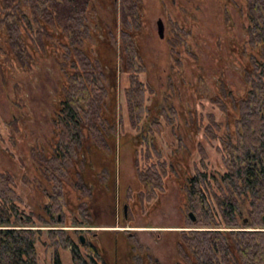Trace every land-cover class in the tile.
I'll return each instance as SVG.
<instances>
[{
    "label": "trees",
    "instance_id": "obj_1",
    "mask_svg": "<svg viewBox=\"0 0 264 264\" xmlns=\"http://www.w3.org/2000/svg\"><path fill=\"white\" fill-rule=\"evenodd\" d=\"M111 2L114 17L108 25L97 17L99 0H1L0 28L7 48L0 46V52L6 54L9 50L23 67L29 68L33 53L52 49L57 56L60 82L52 107V138L48 149L32 152L37 163V181L42 183L47 201L41 210L45 217L38 215L40 227L93 226L90 202L94 193L90 174L95 168L94 153L114 154L118 144H141L148 148L146 160H149L152 158L150 147L157 153L154 136L163 128L159 117L176 120L178 111L174 105L160 100L158 95L147 103L148 88L139 77L146 71L137 43L142 31L144 0ZM241 2L247 34L246 44L242 46V56L246 59L242 78L246 91L242 97H237L224 81H220L218 93L210 103L224 113L244 114L240 120L250 122L242 126L247 136L242 157L248 189L243 191L245 197L238 196L235 167L238 154L232 150L230 161L233 164L225 179L223 200L215 205L201 191L189 192L198 225L225 230L180 232V264H264V230H236L243 226L240 224L243 209L248 211L255 226H264V183L257 180L264 177L259 159L260 155L264 156V0ZM225 13L230 20L229 10ZM100 35L113 42L107 54L101 46L104 42ZM185 36L184 30L178 27L176 36L168 41L170 56L179 69L182 68L179 49L189 48ZM120 73L128 76L129 86L124 89L126 110L128 122L137 132L132 138L119 131L124 126L118 95ZM168 112L173 114L172 118L168 117ZM132 151L146 188V197L142 200L147 203L155 197L152 182L156 173L152 168L142 171L139 148L132 147ZM107 172L104 169L102 174L104 183ZM9 175L0 172V264H40L38 244L44 233L48 234L53 249L52 264H62V250L69 252L73 264H108L93 243L82 245L77 230L37 229L32 216H24L22 222L18 216L22 199L15 190V183L6 180ZM67 181L73 182L80 200L79 217L73 216L69 225L64 215L59 220L66 206ZM189 223L192 224L190 219ZM115 237L116 241H128L132 263L142 264L143 258H147L148 263H156L136 235L119 233Z\"/></svg>",
    "mask_w": 264,
    "mask_h": 264
},
{
    "label": "rangeland",
    "instance_id": "obj_2",
    "mask_svg": "<svg viewBox=\"0 0 264 264\" xmlns=\"http://www.w3.org/2000/svg\"><path fill=\"white\" fill-rule=\"evenodd\" d=\"M98 6V19L111 25L114 17L111 0H99ZM242 8L244 6L241 0H144L141 13L142 31L138 36V44L145 60L146 71L139 77L148 88V104L158 95L160 100L174 105L184 117L181 122L186 123L185 118L193 113L213 112L221 118V111L210 103V99L217 95L222 80L237 97L245 94L242 69L246 59L242 56V46L246 44L247 34ZM227 9L230 20L226 19ZM159 20L163 21L164 39L159 36ZM178 27L184 30L188 49L191 50L189 53L188 49H179V59L182 62L180 69L170 56L168 44V41L176 36ZM3 36V30L0 28V46L7 48ZM99 38L104 42L101 44L105 49L104 53H109L113 42L105 35H100ZM30 50L32 52V49ZM33 55V63L29 68L23 67L9 50H6V54H0V171L22 180V183L15 182V190L22 199L18 216H32L36 228L41 230H77L80 232L78 235L83 236L86 242L95 243L105 252L108 250L109 254L113 239L107 234H97L98 231L130 230L132 233V230H140L142 232L138 231V234L134 235L149 248L160 264H179V231L197 228L191 227L190 223L188 225L187 201L179 182L170 173V162L176 157L177 161L187 165L188 157L192 156V163L195 165L202 158L200 146H197L201 143L204 149L209 150L206 163L211 168L208 171H223L218 152L214 147H209L210 143L203 135L198 136L190 129H184V126L180 128V135L183 137L185 150L174 151L179 144V140L177 143L174 139L176 131H179L180 121L175 125L165 122L164 129L154 136L156 151H153L157 153L152 152L150 147L152 158L146 160L148 148H139L140 169L147 171L152 168L154 173L159 172L160 175L169 176L171 179L164 184L155 200L139 205L140 207L134 204L129 211L131 220L127 222L126 227L117 225V217L111 216L108 209L110 204L119 200V196L107 194L104 189L93 204L96 209L91 208L96 227H71L69 224L73 216L79 217V195L72 181L65 184L66 206L59 214V219L64 215L63 219L69 226L40 227L38 215H43L41 210L47 201L42 192V183L35 180L37 163L32 152L34 149H44V143H50L52 138L50 118L60 77L56 64L57 56L52 49ZM118 82L119 104L122 108L120 115L124 119V126H121L119 131L121 135L126 134L127 138H132L137 132L131 128L126 110L124 89L129 86L128 76L120 73ZM95 163L99 167L116 170V182L118 181L122 188L120 202L127 201L133 205L137 199L126 193V190L131 187L137 193L141 189L138 186L131 149L118 153L116 165L106 152L97 151ZM178 166L185 169L181 163ZM50 244L48 234L44 233L38 244L40 264H52L53 249ZM61 262L73 264L68 251L62 250ZM122 264L129 262L123 261Z\"/></svg>",
    "mask_w": 264,
    "mask_h": 264
},
{
    "label": "flooded vegetation",
    "instance_id": "obj_3",
    "mask_svg": "<svg viewBox=\"0 0 264 264\" xmlns=\"http://www.w3.org/2000/svg\"><path fill=\"white\" fill-rule=\"evenodd\" d=\"M0 4H1V0H0ZM164 38H161V39H164ZM137 43H138V38H137ZM142 58H143V61H145L143 56ZM167 114H168V117L172 118L171 117L173 115L172 113L168 112ZM175 114H176V120L170 119V121H168L165 118L159 117L163 125L162 130L164 129L165 122H167L170 125H175L176 122L180 121L179 131H176L175 139H174V140H177V143L179 140V144H178V147H176L174 151L178 152V151L185 150L184 140H183L182 135H180V128L181 127L182 128L185 127L184 129L188 128L194 134L198 136L203 135L205 139L210 143L209 147L215 148V150L218 152L220 156V161H221L220 164L224 169L223 171L217 170L216 172H213V173H210L208 171L209 168H211L210 165L208 166L206 163L208 160L207 155L209 156V150L204 149L201 143H198L197 146H200V152L202 154V158L195 165H193L192 163V158H193L192 156L188 157L187 165H184L182 162L177 161L176 157H173V161L170 162V173L172 174L173 178H175L179 182L182 193L185 197V200L187 201L188 211H189L187 215L188 225H189V219H190L191 223L193 224L191 227L197 228L194 230L191 229V230H184V231H211V230L222 231V230H225L224 228L211 229V228H208L207 226L198 225L199 219H198V216L194 213V211L191 208V202L189 200V192L193 193L199 190L202 192V194L206 198L211 199L212 203L214 204L217 203L218 200H223L224 193H225V179H226V176L231 173V169H232L231 166L233 163L230 161V158L232 157V153L230 151L233 150L234 153L238 154L237 164L235 166L238 171L236 181L239 184L237 194L240 198H243L246 196L243 194V191H247L248 189L246 183L244 182L245 179L243 177V174H244L243 170L245 169L246 165L243 164L244 159L242 157V154L244 152V149L247 147L245 145V141H247V136H245V133H243L242 126L249 124L250 122L240 120V117L243 116L244 114L221 112L220 113L221 118H219L216 115H214V113L212 112V113H193V115L190 114L185 118L187 122L182 123L181 121H182V118L184 119V117L182 116L181 112H176ZM235 118H238V119H235ZM51 126H52V123H51ZM52 131H53V127H52ZM48 147H49V141L44 143L43 148L48 149ZM132 147L141 148L143 146L141 144H135L134 146H130V145L122 146L121 144H118L115 153L114 154L107 153V156L116 165V161H118V153L120 154L121 151L129 150V149H131L132 151ZM95 155H96V152L94 153V156H93V162H94L95 168H94L93 174H90L91 188L93 189V193H94V196L92 197V200L90 202V211H91V208L93 210L96 209V206H93V204L94 202L97 201V196L99 193L104 192L105 190L107 194H111L114 197H116V194H117V196H119V200L117 199V202L116 200L115 201L113 200L114 203L110 204L108 209L111 211L110 212L111 216L117 217V225L121 224L122 225L121 227H126L127 222L131 220L129 211L131 210V208H133L134 204H137L136 206H139V205L142 206L145 202L144 201L141 202V200L142 199L145 200V197H146V188L144 184L141 182L140 172L138 171L135 165L134 153H133V157H134V165H135V170H136V178L138 180V183H139L138 186L141 189V191L135 193L131 189V187H129L126 190V193H130L131 195H133L135 199H137L136 201H134L133 205L127 201H125V203L123 201H122L123 203L120 202L121 201L120 191L122 188H121L120 183L118 181L116 182V177H117L116 170L114 168L112 169V168H108L104 166L99 167L98 165H96ZM172 156L173 154L171 155V158ZM259 159H260L261 164H263V168H264V156L260 155ZM179 163H181L185 169H180V167L178 166ZM217 168L218 166H216L215 169ZM104 169L108 171L105 183L102 180V174H103ZM1 173H7V172H1ZM38 179L39 178L35 176V180H38ZM169 179H171V177L163 176V175H160L159 172H156V176L153 178V182H152L155 197L152 198L151 201L157 198L159 191H162V189L164 188V184ZM6 180L11 181L13 183L15 182L22 183V180L19 178H16L15 175L14 176L9 175L6 178ZM246 180L249 181L248 178ZM257 180H259V182L264 183L263 176L258 177ZM79 203H80V200H79ZM243 211L244 212L240 217V224L243 226L237 228L236 229L237 231H249V230H246L247 228H252L249 232L264 230V228H261L264 226H255L254 222L250 218V214L248 213V211H246L245 209H243ZM216 213H217L218 221H221L222 219L220 217V214L218 212ZM262 218L264 221V215ZM59 220H61V218ZM92 220L94 221V223H96L93 215H92ZM21 221L24 222V217H21ZM91 227H96V226L94 224ZM106 227H116V226H106ZM81 231L93 232L92 230H81ZM138 231L142 232L140 230H137V231L132 230V233H130V230H114V232H111L109 230L98 231L97 234H107L112 237L113 244L111 246L110 254L108 253V250L105 252L104 250H102L101 247H99L93 242L92 243H93L95 250L105 258L108 264H122L123 261H128L129 264H133L132 261H130L131 256L129 255L130 246L128 244V241L120 240V239L116 241L115 236L116 234H119V233L120 235L129 234L130 236H133L134 234H138ZM179 232H182V231H179ZM86 243L87 242L85 241V244ZM139 243L142 244L140 241ZM85 244H82V245H85ZM142 245L146 247L144 244ZM177 251H178V243H177ZM149 253H150V250H149ZM150 255L156 261L155 264H160L159 261L155 257H153L151 253ZM142 256H144V253H142ZM142 262H143L142 264H151V263H148L147 258H143ZM179 264H180V256H179Z\"/></svg>",
    "mask_w": 264,
    "mask_h": 264
},
{
    "label": "water",
    "instance_id": "obj_4",
    "mask_svg": "<svg viewBox=\"0 0 264 264\" xmlns=\"http://www.w3.org/2000/svg\"><path fill=\"white\" fill-rule=\"evenodd\" d=\"M158 26H159V34H160V37L161 38H164L165 37V33H164V26H163V21L162 20H159ZM193 220H194V218H193ZM80 239L82 241V244H85V238L83 236H80Z\"/></svg>",
    "mask_w": 264,
    "mask_h": 264
}]
</instances>
